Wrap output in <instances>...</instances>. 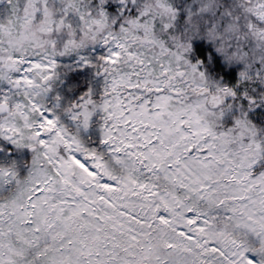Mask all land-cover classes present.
<instances>
[{
	"label": "snow or ice",
	"instance_id": "snow-or-ice-1",
	"mask_svg": "<svg viewBox=\"0 0 264 264\" xmlns=\"http://www.w3.org/2000/svg\"><path fill=\"white\" fill-rule=\"evenodd\" d=\"M0 264H264V0H0Z\"/></svg>",
	"mask_w": 264,
	"mask_h": 264
}]
</instances>
